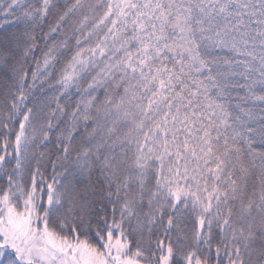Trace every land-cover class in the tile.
<instances>
[{
    "label": "snow or ice",
    "instance_id": "1",
    "mask_svg": "<svg viewBox=\"0 0 264 264\" xmlns=\"http://www.w3.org/2000/svg\"><path fill=\"white\" fill-rule=\"evenodd\" d=\"M0 264H264V0H0Z\"/></svg>",
    "mask_w": 264,
    "mask_h": 264
}]
</instances>
